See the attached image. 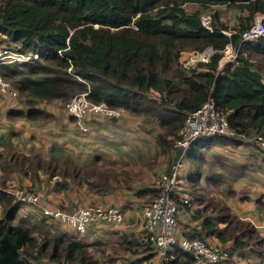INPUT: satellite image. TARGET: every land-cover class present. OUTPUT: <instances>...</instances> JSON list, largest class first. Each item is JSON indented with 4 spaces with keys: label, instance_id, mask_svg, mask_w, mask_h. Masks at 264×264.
Listing matches in <instances>:
<instances>
[{
    "label": "trees",
    "instance_id": "trees-1",
    "mask_svg": "<svg viewBox=\"0 0 264 264\" xmlns=\"http://www.w3.org/2000/svg\"><path fill=\"white\" fill-rule=\"evenodd\" d=\"M221 5L242 13L237 25L230 28L219 21L214 8ZM204 11L212 14V31L201 25L200 14ZM257 13L264 14V0H0V34L10 43L41 53L31 63L3 67L2 75L15 80L14 86L27 106L26 110L9 111L8 116L45 119L44 111L35 107L37 102L58 100L65 104L75 94L87 92L93 102L124 108L141 117L146 126L157 125L159 132L155 137L162 140L159 145L166 147L165 140L172 142L177 138L187 114L213 98L217 109L226 114L234 135L198 139L187 155L195 159V147L216 140H226L234 146L247 143L259 149L255 141L245 138H264V36L256 43H247L241 42L238 33L226 36L220 32L246 29ZM228 43L238 47V54L220 70L216 69L219 52L195 69L186 70L177 62L182 50L212 47L218 51ZM149 93L156 97L148 96ZM11 158L22 168L24 162L34 161L36 168L45 169L48 177L58 174L96 193L118 187L111 175L100 172L97 158L82 166L68 156L63 158V164L15 153ZM199 167L193 183L201 177ZM3 185L0 264H34L43 258L51 264L94 263L87 244L65 233H55L46 218L29 225L18 217L20 203ZM195 189L200 190L192 186L189 197L217 213L215 222L204 218L202 230L221 242L232 240L233 249H243L257 241L255 253L262 261L264 238L254 225L234 216L222 200L205 198ZM143 191L150 192L151 198L157 195L154 187ZM256 201L261 204L259 199ZM175 205L177 211L181 205L186 206L177 201ZM218 223L226 224L227 230L220 232ZM143 237L147 242L144 234ZM187 238L209 243L200 233ZM224 248L227 261L230 251ZM166 264L193 261L189 253L176 249Z\"/></svg>",
    "mask_w": 264,
    "mask_h": 264
},
{
    "label": "crops",
    "instance_id": "crops-1",
    "mask_svg": "<svg viewBox=\"0 0 264 264\" xmlns=\"http://www.w3.org/2000/svg\"><path fill=\"white\" fill-rule=\"evenodd\" d=\"M218 7L220 22L232 27L238 24V17L242 13L230 8L226 10L225 6ZM224 8L233 17L229 21L223 16L227 14L226 11L223 13ZM61 106L62 103L58 100L39 101L35 107L44 111L47 116L45 119L13 118L8 116L9 111L26 110L24 97L19 94L13 99L0 95V185L4 184L7 190L23 186L39 189L41 192L39 205L36 208L20 205L18 217H27L35 223L43 217L41 211L44 207L71 209L78 204L118 207L124 217L120 224L99 221L88 226L83 233L60 224L59 230L74 240L87 244L89 250H98L103 264H150L156 257L142 234L141 207L151 194L143 190L152 187L159 172L169 169L168 163L174 161L173 157L178 155V151L175 152L176 155L170 154L166 160L161 161L158 159L161 156L160 151L150 154L149 140L145 138L148 133L144 136L145 130L141 132L139 128L142 118L128 112L121 118H113L114 120L100 116L91 120L87 132H77L73 129L74 122L63 113ZM152 127L154 125L147 126L146 130L149 129L154 134ZM140 140L147 146L146 150ZM203 144L204 142L199 144L197 155L205 148L213 146V143ZM222 147L228 158L224 157L225 160L222 161L219 157L223 156L210 153L211 159L202 161L205 163L203 172L194 183V175H190L189 170L192 165L186 163L184 170L180 171L182 179L176 196L186 206L181 205L178 210L176 236L182 238L200 233L209 243L228 248L230 258L222 264H258L259 259L255 253L259 244L257 241L246 248L233 249L232 240L221 242L214 234L203 231L204 218L210 217L215 222L217 213L211 208L205 209L203 202L191 204L189 199L192 186L199 187L198 193L205 198L222 200L234 216L252 223L259 236L264 238V156L259 149L247 143L240 146L226 144ZM14 153L27 157L37 156L44 161L59 164H63V158L68 156L79 166L91 163L97 158L95 162L104 167V171H118L123 167L134 173L125 187L120 178H111L112 182H116L113 184L118 186L119 183V186L112 191L96 193L88 186H78L69 178L58 174L47 177L46 170L36 168L34 161L24 162L22 168L16 159L12 161L11 156ZM231 158L236 160V164L231 165ZM226 160L228 161L225 163ZM150 165L152 169L148 170ZM230 166H237V169ZM210 175L215 176L210 178ZM64 185L68 187L63 188ZM220 185L233 186L235 192L233 195L228 192L234 190L224 193ZM231 197L233 199H226ZM258 199L262 206L258 205ZM227 228L226 224L218 223L220 232ZM120 248L124 252H118Z\"/></svg>",
    "mask_w": 264,
    "mask_h": 264
},
{
    "label": "built area",
    "instance_id": "built-area-1",
    "mask_svg": "<svg viewBox=\"0 0 264 264\" xmlns=\"http://www.w3.org/2000/svg\"><path fill=\"white\" fill-rule=\"evenodd\" d=\"M201 25L208 31L213 30V17L208 11L200 14ZM226 36L238 33L241 42L256 43L264 36V14L257 13L252 23L244 30L237 32L235 29H220ZM215 52L220 53L217 70L227 63L233 62L238 54V47L231 43L222 49L212 47L204 49H185L179 52L178 61L186 70L198 68L199 64L210 62ZM38 51H30L21 44L10 43L8 38L0 34V95L7 98H17L19 93L14 85L2 75L4 66L31 63L40 56ZM65 111L69 117L75 119L76 126L81 132L88 131L84 120L88 117L105 116L121 118L126 112L121 107H110L105 102H93L87 98V92L77 93L65 103ZM233 132L229 128L226 114L217 109L213 98H208L198 109L187 114L183 125L174 140V147L178 151L175 160L169 169L159 173L154 180L157 195L141 209L143 221V234L154 253L156 259L150 264H166L171 259L174 250H181L191 255L193 264H220L228 257V252L222 246L211 245L199 238H177V207L176 201H182L176 194L180 189V171L184 158L188 154L191 144L198 139L215 135H229ZM258 148L264 154V138L260 135L254 137ZM20 205L37 206L40 194L37 191L14 188L8 190ZM43 216L52 221L73 228L78 233H83L88 226L102 221L120 224L123 221V212L115 206H86L79 205L71 211L60 207H44ZM258 264H264V259Z\"/></svg>",
    "mask_w": 264,
    "mask_h": 264
},
{
    "label": "rangeland",
    "instance_id": "rangeland-1",
    "mask_svg": "<svg viewBox=\"0 0 264 264\" xmlns=\"http://www.w3.org/2000/svg\"><path fill=\"white\" fill-rule=\"evenodd\" d=\"M222 6V5H221ZM187 7H190V5H187ZM192 7H196L195 5H192ZM219 7H215L214 9H216V10H214V12L215 11H217V9H218ZM226 8V10H227V7H225ZM225 8H224V12L223 13H225ZM205 12V11H204ZM227 12V14H224L223 16L224 17H226V20L227 21H229V20H231L233 17H232V15L228 12V11H226ZM222 13V12H221ZM241 14V13H240ZM242 15V14H241ZM240 16V15H239ZM230 28H232V26H229ZM177 62H178V64H179V61L177 60ZM179 66H180V64H179ZM6 80H8L12 85H14V79L13 78H5ZM148 96H152V97H156V95L154 94V93H149V95ZM62 111H63V113L64 114H67L66 113V111H65V104H63L62 103ZM100 116H96V117H88V118H86V122L87 123H85L86 124V126L87 125H89V123H91V120L92 119H97V118H99ZM106 118V117H105ZM71 120H72V122H74V120L71 118ZM143 121H144V119H143ZM74 124H75V122H74ZM88 127V126H87ZM146 125H145V123H143V122H140V125H139V128H140V131L141 132H143L144 130V132H143V134H144V136H146L145 134H147L148 133V136H146L145 138L147 139V140H149V145H148V150H149V152H150V154H151V152H153V154H154V152L155 151H160L161 152V156H159V160L161 161V160H166V158H168L169 157V155L171 154H173V155H176L175 154V152H176V149H175V147H174V141L172 140V142H171V140L170 141H167V139L165 140V142H168V144L166 143V147H163L162 145H164V144H158L159 142H161L160 141V139H156V137H154L155 136V134H157L158 132L156 131V130H158L159 131V127L158 126H156V125H154V127H152V129H154L155 130V133L153 134L152 133V131L151 130H146ZM73 129L75 130V131H79L80 133H82L81 131H80V129L76 126V124L75 125H73ZM162 130V129H161ZM157 132V133H156ZM230 136H232V135H234V133H232V134H229ZM254 136H252V138H250V139H247V138H245V140H248V141H250V142H254ZM140 142H141V144H142V146H143V148H145V150L147 149V146L145 145V143L143 142V141H141L140 140ZM226 144H230V143H227V141L226 140H216L215 142H213V146L212 147H207V148H205L204 150H203V152L202 153H199L198 155H196V158L195 159H192V158H190V156H188V155H186V158H184V162H183V167H184V165L187 163V164H190V165H192V166H190V169L189 170H191L190 172H191V174L190 175H194L195 176V174H196V172H197V166L199 165L200 167H199V169L200 170H202V172H203V166H205V163H202V161H206V160H208V159H211V156H210V153H213V155H221V156H223V157H219L222 161H224L225 159H224V157H227L228 155H227V153L225 152V150H223V148L224 147H222V146H224V145H226ZM231 145H233V144H231ZM196 149L195 150H197V148L198 147H195ZM146 154V152L144 153V155ZM262 154V153H261ZM158 155H159V153H158ZM157 155V156H158ZM264 155V154H263ZM145 157V156H144ZM151 158V157H150ZM175 156L173 157V159L175 160ZM228 158V157H227ZM147 159H149V158H147ZM228 160H226L225 161V163L227 162ZM173 162V161H172ZM231 165H233V164H236V160H233L232 158H231ZM171 164V162L169 161V163H168V165H170ZM229 166V165H228ZM182 167V169H181V172L184 170V168ZM231 168H234V169H237V166H235V167H233V166H230ZM135 168V167H134ZM152 168H151V165H150V168L148 169V170H151ZM103 170H106L104 167H102V170L100 171V172H102V173H106V175H111L112 176V178H120L122 181H123V184L122 185H124L123 187H125L126 185H127V183H129V180L131 179V175L134 173V171H132V170H130V169H126V168H121L120 170H118V171H110V170H107V171H103ZM99 171V170H98ZM162 172V171H161ZM164 172H166V171H163L162 173H164ZM181 172H180V175H181ZM112 173V174H111ZM160 173V172H159ZM158 173V174H159ZM157 174V175H158ZM47 175V174H46ZM157 175L155 176V178L157 177ZM48 177V176H47ZM155 178H154V180H155ZM181 179H182V177H181ZM154 180H153V183H152V187H154ZM230 185V184H229ZM118 186H119V183H118ZM235 186V185H234ZM252 186L253 185H251V188H252ZM219 187H221V185L219 186ZM14 188H25V189H30V190H34V191H37L39 194L41 193L40 191H39V189L38 190H36V189H34V188H32V187H28V188H26V187H23V186H18V187H14ZM12 189V188H11ZM221 189L224 191V193H226V192H228V190H234V187L233 186H228V185H225V186H223V187H221ZM195 190H197V189H195ZM233 192H235V190L233 191ZM234 197V196H233ZM233 197H231V198H226L227 200H231V199H233ZM235 199V198H234ZM150 200H152V198L150 197V198H148V200H146V201H144L143 202V205L144 204H146V203H148ZM190 202H191V204H193V203H195L191 198H190ZM189 202V203H190ZM229 202H232V201H229ZM79 205H81V204H78V205H75V206H73L71 209H66V210H69V211H71L74 207H76V206H79ZM96 206V204H86V206ZM142 205V206H143ZM258 205H261L262 206V203L261 204H258ZM33 207H37V206H33ZM52 207V206H51ZM55 207V206H54ZM57 207H59V206H57ZM61 208V207H60ZM64 209V208H63ZM120 209V208H119ZM141 209H142V207H141ZM121 210V209H120ZM42 212V211H41ZM41 216H43V214L41 213ZM44 217V216H43ZM42 217V218H43ZM45 218V217H44ZM24 219V221L26 222V223H28L29 225H32V224H34V223H32V222H34V220H31V219H29V218H23ZM47 219V218H46ZM39 221V220H38ZM47 221H48V223H49V225L51 226L50 228L52 229V231H55V233H57V232H61L59 229H60V223H58V222H56V221H52V220H50V219H47ZM40 222V221H39ZM42 224H39V226H41ZM142 234H143V221H142ZM259 235V234H258ZM259 238V237H258ZM211 245H214V244H211ZM216 246H221V245H216ZM223 247V246H222ZM89 252H90V254H91V258H92V260L94 261V263L93 264H103L101 261H100V259H99V256L101 255V254H99L98 253V250H95L94 248H90V250H89ZM118 252H124L121 248L118 250ZM94 255V256H93ZM99 255V256H98ZM34 264H51V262L50 261H48L46 258H43V259H41L40 261H35L34 262Z\"/></svg>",
    "mask_w": 264,
    "mask_h": 264
}]
</instances>
